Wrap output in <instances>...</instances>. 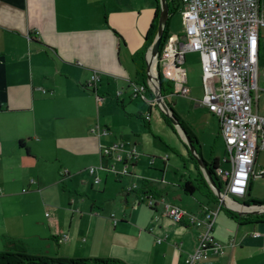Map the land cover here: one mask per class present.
I'll list each match as a JSON object with an SVG mask.
<instances>
[{
  "label": "crops",
  "instance_id": "1",
  "mask_svg": "<svg viewBox=\"0 0 264 264\" xmlns=\"http://www.w3.org/2000/svg\"><path fill=\"white\" fill-rule=\"evenodd\" d=\"M156 10V0H0V246L5 248L9 239H15L32 255L47 254L42 252V247L55 245V256L61 258L187 264L202 229L177 224L164 217L159 209L148 208L146 223L150 228L139 234L137 246L120 239V231L127 227L128 221L136 223L140 219L132 211L138 208L133 204L142 193L163 197L191 213L200 212L203 206L217 209L208 173L196 165L187 146L184 151L191 169L176 160L174 174L179 177L175 182L162 181L173 161L170 156L162 162L164 172L141 167L138 159L132 168L134 175L114 176L123 188L121 201L133 210L121 213L116 226L111 220L110 238L97 242L96 219L90 220L86 229H73L71 237L72 220L66 232L58 211L55 217L47 216L46 212L45 221L36 219V214L51 204L59 207L60 195L67 191V179L60 172L65 169L71 173L75 161L95 150L96 142L90 148L87 141L92 137L91 127L98 124L97 118L84 105L78 109L74 100L63 107L60 101L70 93L94 97L87 84L97 71L102 77L98 93L114 96L124 108L126 99L132 104L135 99L131 97L130 82L142 83L134 56L145 48ZM117 91L123 92L121 98H116ZM141 105L142 120L151 111L150 127L154 111L145 102ZM75 116L78 122L67 121ZM103 122L102 126L110 130L104 138L111 142L125 140L123 135H118L117 128L113 132L112 119ZM112 134L116 137L114 141ZM140 140V136H135L132 142L138 145L141 157ZM21 141L25 142L24 147L20 146ZM215 158L225 167L223 158L218 156L205 161L209 164ZM41 165L53 167V176L48 180L40 172ZM108 175L102 179L104 185ZM125 179L131 181L129 185L137 183L139 189L127 194ZM187 181L196 187L192 194L183 189ZM94 207L97 205L93 203L90 212ZM99 210L104 212L103 207ZM119 225L121 229H117ZM38 227L40 233L35 231ZM255 232L260 235L254 236ZM65 234L67 240L62 239ZM83 234H86L85 245L80 243ZM214 237L223 245V251L211 255L207 264H264V219L240 222L221 209L216 217ZM159 238L164 241L158 243ZM39 241L40 253L35 250L31 253L32 249H39ZM60 252L63 257L59 256Z\"/></svg>",
  "mask_w": 264,
  "mask_h": 264
},
{
  "label": "built area",
  "instance_id": "2",
  "mask_svg": "<svg viewBox=\"0 0 264 264\" xmlns=\"http://www.w3.org/2000/svg\"><path fill=\"white\" fill-rule=\"evenodd\" d=\"M181 8L184 33H170L155 56L152 48L147 50V81L130 82L131 97L142 100L150 109L161 105L164 96L157 81L160 75L171 82L172 94L189 96L186 56L198 53L204 91L198 105L219 121L226 146L223 162L228 167L216 169L222 184L217 209L203 206L200 212L191 213L151 193L140 194L133 207L144 203L152 210H161L164 217L177 224L201 228L198 244L187 264H207L211 255L223 251V245L214 237L216 217L222 207L240 212L258 210L240 200L250 193L252 180L257 176L254 170L257 157L264 151V114L260 112L259 94L264 91V3L263 0H181ZM101 81V74L94 71L87 87L98 94ZM122 95V91L116 92V98ZM145 119L150 121L151 111ZM98 129L102 136L110 134L107 127L98 126ZM99 151L100 167L89 169L95 184L102 182L99 176L102 170L117 178L134 175L132 168L141 155L135 142L120 139L111 145H100ZM260 176H264V169ZM138 189L134 183L125 192L130 194ZM110 218L115 226L121 221L114 213ZM62 239L67 240L68 236L65 234Z\"/></svg>",
  "mask_w": 264,
  "mask_h": 264
},
{
  "label": "rangeland",
  "instance_id": "3",
  "mask_svg": "<svg viewBox=\"0 0 264 264\" xmlns=\"http://www.w3.org/2000/svg\"><path fill=\"white\" fill-rule=\"evenodd\" d=\"M181 9L177 10L169 17V30L173 34H183L185 30ZM185 67L189 77L190 95L186 97L174 95L172 93L166 94L164 100H161V105L159 104L155 108H152L154 112L150 128L146 127L139 115V112L144 110L141 105L143 101L139 99H135L132 104L129 103V99H126L124 108L116 102L114 96H103L95 92L91 93L94 95L92 98L80 96L81 94H66L60 101L62 107L64 103L67 104L68 101L73 102L74 100V103L77 102L78 109H81L80 105H84L83 107H88V110H84L97 118L98 124H94L90 129L93 138L91 137L87 141V145L90 146V148H93V143L96 142L95 150H93L89 156L82 157L78 159L77 162L75 161L74 166H70L71 173L67 171L69 176H66L67 172L65 169L60 172V176H65V179H67V191L64 192L65 194L62 193V195H60L61 202L59 207H55L53 203L45 210L36 214V219L38 221H45L46 212H48L47 216L55 217L58 211L57 215L60 214V220L66 232L68 230L67 226L69 221L70 219L72 220V229L70 230L71 237L73 229H78L79 227L86 229L90 224V220L96 219L94 224L96 222V228L98 229L96 240L98 242L103 240V238L112 237L113 226L110 218L112 213L119 218L124 211L128 213L133 210L131 207L127 208L125 203L121 201L123 188L121 183L116 182L117 180L112 174L108 175L106 184L104 185V183L95 184L94 176L89 173L91 167H100L101 165L100 145H111L113 143L111 142L112 140L104 138L107 136L100 135L98 126H102L105 119L113 120V132L114 129L117 128L116 132L118 135H123L125 140L133 141L135 136L141 137L140 143L143 155L138 161L141 167H145L152 171L157 170L156 172H159V170L164 172L165 168L162 162L163 160L165 161L164 158L166 156L171 157L170 159L173 161L170 163L171 165L169 164V168H167L166 175L162 179L163 182L171 183L178 179L179 174H177V178L174 174L177 173V170L174 168L176 160L180 162L182 166L191 169V162L188 154L184 151V147L187 146L185 135L182 132L181 126L174 124L170 118L172 109L180 125L188 132L192 133L199 142L203 160L209 161L211 157L216 156L220 158L225 157L224 140L220 135L219 123L216 117L205 107L198 105V101L202 99L204 94L199 54L188 53ZM74 90L76 91V89ZM259 94L260 112L264 114V91H260ZM162 112H165V115L170 119L169 123L175 130L165 122V119L162 118L163 116L161 117ZM159 113L161 114L160 116ZM70 120L67 119L68 122H74V120L77 122L79 121L76 116L75 119L72 117ZM111 137L113 141L116 138L114 134H112ZM152 158H154L153 161ZM223 166L228 167V164L223 162ZM263 169L264 151H261L258 154L254 167L257 176L252 180L249 195L245 199L240 200L241 203H250L251 201L264 202V176H260ZM180 170H182V168ZM40 172L41 174L44 173L48 180L49 176H53V167L41 165ZM99 176L104 180L106 172L103 170L99 171ZM128 181V179H125L123 181L124 185L128 186L131 182L128 183ZM93 203L97 205V207H94L93 211L90 212L89 208ZM102 207L104 212H99V209ZM148 208L146 204L141 207L138 205V208L132 211L134 214L140 216V219L136 223H132L129 220L127 227L120 231V239L123 238L128 240L131 244L137 246L139 234H142L141 232L143 230L150 228V226H147L148 221L146 223L147 214H149ZM121 227L122 225H119L117 229H121ZM35 231H39L40 233V228H35ZM82 239L80 243L85 245L86 234H83ZM154 244L157 245V243H152V245ZM33 245L35 246V244ZM38 245L39 249H32L31 253H35L33 250L40 253V241ZM147 245L150 246L151 243L148 242ZM3 250H5V248L2 245L0 246V251ZM42 252L47 254H41V256L57 258V256H55L57 253L55 245H53L52 248L43 246ZM59 254V256H62L63 252Z\"/></svg>",
  "mask_w": 264,
  "mask_h": 264
},
{
  "label": "trees",
  "instance_id": "4",
  "mask_svg": "<svg viewBox=\"0 0 264 264\" xmlns=\"http://www.w3.org/2000/svg\"><path fill=\"white\" fill-rule=\"evenodd\" d=\"M157 1V10L150 28V31L148 33L147 41L145 44V48L142 52L137 53L134 56V61L137 63L139 67V73L142 77V83H146L147 81V72H148V65L145 59V54L149 48H152L159 31V24H160V18H161V0ZM168 4V18L163 28V34H162V40L160 49L164 46L166 43L169 35V17L176 12L177 10L181 9V0H166ZM161 79V87H160V93L162 96H165L166 94L173 93L172 84L165 78H163L160 75ZM172 109V108H171ZM172 114L171 116L174 117L175 120H177L174 110H171ZM162 116L165 119V122L169 126L172 127L173 130L175 128L169 123L170 119L165 115V112H162ZM143 121L147 128L149 127L148 121L143 118ZM178 121V120H177ZM182 129L186 132V135L188 136V139L190 141L191 147L195 149L194 153V160L197 166H205V170L208 171L211 174L212 180L215 184L214 188L221 189L222 184L219 181V178L216 175V169L220 167V160L219 158H215L211 163H207L205 160H203L201 156V149L199 146L198 141L196 138L191 135L190 132H188L182 125ZM20 146L24 147L25 142L21 141ZM192 154V153H191ZM202 160V165L199 164L198 160ZM183 189L186 193L192 194L196 190V187L193 185L192 182L187 181ZM212 199H214L216 202H218L217 194L215 192H211ZM246 205H252L258 209V212H240V211H233L228 208H223V210L228 213L230 217L233 219L240 221V222H250L253 220H261L264 219V202H256L251 201L250 203H246ZM0 264H127L126 262L115 259V258H90V259H73V258H61V257H47V256H41V255H32L28 252L27 248L24 246L23 243H21L18 240L15 239H9L6 242L5 250L0 252Z\"/></svg>",
  "mask_w": 264,
  "mask_h": 264
},
{
  "label": "water",
  "instance_id": "5",
  "mask_svg": "<svg viewBox=\"0 0 264 264\" xmlns=\"http://www.w3.org/2000/svg\"><path fill=\"white\" fill-rule=\"evenodd\" d=\"M161 6H162V8H161V18H160L158 36H157V38H156V40H155V42H154V44L152 46V55L153 56L157 55L159 53V51H160V45H161V40H162L163 28H164V25H165V23L167 21V18L169 16L167 1L166 0H161ZM157 81H158L159 87H161V79L159 77L157 78ZM170 118H171V120L173 121L174 124H177L178 126H181L180 123L177 120H175L174 117H172L171 115H170ZM181 129H182V127H181ZM182 132L185 135V139H186L187 145L191 148V152L193 154H195L194 153L195 149L193 147H191V144H190V141L188 139V136L186 135V132L183 129H182ZM197 160H198L199 164L202 165V160H200V159H197ZM204 168H205V166H204ZM207 173H208V177H209V179H210V181H211V183H212V185L214 187L215 184H214V182L212 180L211 174L208 171H207ZM216 194H217V197H220V189L216 188ZM248 212H258V210L255 209V210L248 211Z\"/></svg>",
  "mask_w": 264,
  "mask_h": 264
},
{
  "label": "flooded vegetation",
  "instance_id": "6",
  "mask_svg": "<svg viewBox=\"0 0 264 264\" xmlns=\"http://www.w3.org/2000/svg\"><path fill=\"white\" fill-rule=\"evenodd\" d=\"M187 147H188V150L191 152V148L187 145ZM192 153V152H191ZM193 154V153H192Z\"/></svg>",
  "mask_w": 264,
  "mask_h": 264
}]
</instances>
